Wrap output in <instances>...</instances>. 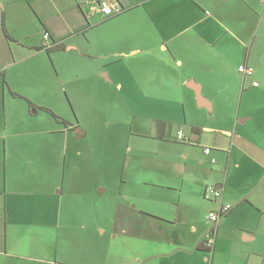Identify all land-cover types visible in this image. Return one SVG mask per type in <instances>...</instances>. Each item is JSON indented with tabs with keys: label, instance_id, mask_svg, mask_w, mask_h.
Masks as SVG:
<instances>
[{
	"label": "crops",
	"instance_id": "1",
	"mask_svg": "<svg viewBox=\"0 0 264 264\" xmlns=\"http://www.w3.org/2000/svg\"><path fill=\"white\" fill-rule=\"evenodd\" d=\"M95 1L0 0V264H264V0Z\"/></svg>",
	"mask_w": 264,
	"mask_h": 264
},
{
	"label": "built area",
	"instance_id": "2",
	"mask_svg": "<svg viewBox=\"0 0 264 264\" xmlns=\"http://www.w3.org/2000/svg\"><path fill=\"white\" fill-rule=\"evenodd\" d=\"M124 6H125L124 0H101L100 3L96 0L94 2V5H92V10L98 11L102 13L104 16L108 17L123 12L126 9ZM49 35H50L49 33L44 34V38L46 40L50 39ZM239 72L244 76L252 77L255 72V69L251 65L247 63H243L239 66ZM253 84L254 86H258L259 82L254 81ZM178 138L180 140L189 142V140H187V138L182 134L181 131L178 133ZM210 150L211 148L206 147L204 150L205 154H209ZM222 194L223 191L216 185H208L205 188L204 196L206 198L221 200ZM232 208L233 207L231 206L230 203H222L221 209H219L218 211L212 210L209 212V219L211 220V222H213V227L210 232V236L208 238L209 240H207L209 245H212L213 241L215 240L217 226L219 225L221 218L224 217L229 212V210H232Z\"/></svg>",
	"mask_w": 264,
	"mask_h": 264
},
{
	"label": "trees",
	"instance_id": "3",
	"mask_svg": "<svg viewBox=\"0 0 264 264\" xmlns=\"http://www.w3.org/2000/svg\"><path fill=\"white\" fill-rule=\"evenodd\" d=\"M6 36L9 38L10 36L8 35V32L6 31ZM55 43V42H54ZM55 46V45H54ZM44 47H47L46 45H44ZM56 47H61V46H59V45H57Z\"/></svg>",
	"mask_w": 264,
	"mask_h": 264
},
{
	"label": "water",
	"instance_id": "4",
	"mask_svg": "<svg viewBox=\"0 0 264 264\" xmlns=\"http://www.w3.org/2000/svg\"><path fill=\"white\" fill-rule=\"evenodd\" d=\"M99 3L101 2V0H97Z\"/></svg>",
	"mask_w": 264,
	"mask_h": 264
}]
</instances>
